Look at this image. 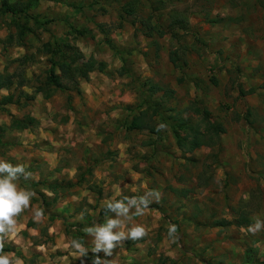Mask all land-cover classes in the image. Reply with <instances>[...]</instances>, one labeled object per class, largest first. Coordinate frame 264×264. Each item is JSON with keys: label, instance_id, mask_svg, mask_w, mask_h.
<instances>
[{"label": "rangeland", "instance_id": "rangeland-1", "mask_svg": "<svg viewBox=\"0 0 264 264\" xmlns=\"http://www.w3.org/2000/svg\"><path fill=\"white\" fill-rule=\"evenodd\" d=\"M0 75V160L36 193L2 254L264 264V0H0ZM146 191L159 202L123 230L148 235L93 253L106 202Z\"/></svg>", "mask_w": 264, "mask_h": 264}, {"label": "clouds", "instance_id": "clouds-1", "mask_svg": "<svg viewBox=\"0 0 264 264\" xmlns=\"http://www.w3.org/2000/svg\"><path fill=\"white\" fill-rule=\"evenodd\" d=\"M160 125L159 129L164 128ZM33 174L23 164H12L6 160H0V264H17L15 258L2 254L5 243L9 241L11 234L16 230L17 217L31 208L32 198L35 192L21 188V178L30 179ZM245 196V199H249ZM160 193L157 191H146L141 196L124 197L120 200H109L104 205L106 212L113 215L106 219L103 224H95L85 229V232L92 238L93 253H100L105 256H112L113 251L122 246L126 241H137L148 235L147 229L142 225L130 227L123 230L135 217L145 214L152 203L159 202ZM44 213L42 209H33V219L39 222ZM83 219V214L79 217ZM264 230V220L256 219L254 224L249 225L248 231L252 234ZM167 235L173 241L178 238L177 225L171 224L168 227ZM72 247L83 257L89 251L79 240L72 241ZM92 264H108L106 259L96 255Z\"/></svg>", "mask_w": 264, "mask_h": 264}, {"label": "trees", "instance_id": "trees-1", "mask_svg": "<svg viewBox=\"0 0 264 264\" xmlns=\"http://www.w3.org/2000/svg\"><path fill=\"white\" fill-rule=\"evenodd\" d=\"M69 65H70V64H69ZM77 69L80 71V68H77ZM80 75L85 76V75H86V71H85V70H81ZM51 80H52L56 85H61V82H60L58 79H56V78H51ZM72 80L75 82V81H76V78L73 77ZM2 86H3V80H2V76L0 75V88H2ZM130 127H131V128H137V127H139V124H138V122H137L136 120H134V121H132ZM57 186H58V185L50 186V188L53 189V187H54V189H55ZM54 189H53V190H54Z\"/></svg>", "mask_w": 264, "mask_h": 264}, {"label": "crops", "instance_id": "crops-1", "mask_svg": "<svg viewBox=\"0 0 264 264\" xmlns=\"http://www.w3.org/2000/svg\"><path fill=\"white\" fill-rule=\"evenodd\" d=\"M69 181V180H68ZM69 185H72V183L69 181Z\"/></svg>", "mask_w": 264, "mask_h": 264}]
</instances>
